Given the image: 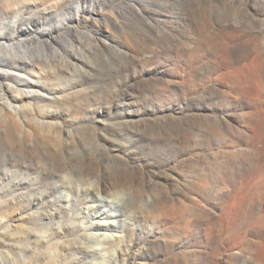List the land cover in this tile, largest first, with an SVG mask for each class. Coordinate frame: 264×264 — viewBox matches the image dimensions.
I'll return each mask as SVG.
<instances>
[{"label":"bare ground","instance_id":"6f19581e","mask_svg":"<svg viewBox=\"0 0 264 264\" xmlns=\"http://www.w3.org/2000/svg\"><path fill=\"white\" fill-rule=\"evenodd\" d=\"M38 2L58 0H0V113L17 131L18 119L32 121L25 115L32 103L59 101L49 88L51 77L58 80L56 55L73 56L75 68L88 62L68 43L48 53L52 32L73 36L76 20L68 15L30 37L7 35L27 30L25 11L10 18L15 6ZM179 2L133 0L130 16L112 17L78 5L90 27L86 50L100 37L122 67L147 58L159 86L149 85L152 97L166 103L134 122L117 119L98 134L94 151L83 150L84 161L70 154L72 139L57 152L68 162L50 174L70 169L56 186L85 194L89 209L104 217L84 234L90 242L116 251L134 239L137 254L149 252L148 261L129 264H264V0H208L228 10L206 12L211 18ZM79 107L71 116L82 120ZM104 225L111 234L102 233Z\"/></svg>","mask_w":264,"mask_h":264},{"label":"rangeland","instance_id":"374dc122","mask_svg":"<svg viewBox=\"0 0 264 264\" xmlns=\"http://www.w3.org/2000/svg\"><path fill=\"white\" fill-rule=\"evenodd\" d=\"M91 1L58 0L56 6L44 2L30 4L29 7L16 5L10 18L25 11L26 15L22 16L27 30H5L7 35L30 37L68 15L76 20L73 36L69 38L59 30L52 32L48 53L53 56L52 52L68 43L73 52L80 49L88 62L75 68L73 56L59 54L54 57L52 71L58 74V80L51 77L52 84L47 86L59 101L50 103L39 99L41 102L32 103L34 107L25 114L28 121L36 119L40 125L26 124L23 119H18L17 131L0 113V264H129V261L149 259V252L137 254L134 239L125 240L116 251L90 242L84 234L91 224L104 217H98L97 209H89L85 194L78 192L71 196L66 194L69 191L56 186L55 183L61 184L70 169L58 177L53 178L50 174L57 163L68 162L57 152L72 143V139L70 154L75 153L76 160L84 161L83 150L94 151L101 142L98 134L113 129L112 124L117 119L134 122L156 106L164 107L166 103L162 95L152 97L154 93L149 85L159 86L149 72L153 68L147 58L132 64L125 63L122 67V59L102 47L103 38L100 37L95 39L89 51L86 50L90 27L84 23L86 12H77L78 5L90 6L96 17H112L115 12L130 16L128 5L133 0ZM179 1L177 7L190 9L188 12L191 11L195 17L203 11L212 16L220 10V14L226 11L223 16L228 12L225 2L217 9L208 0H204L207 5L201 2L203 0ZM209 6L212 12L207 10ZM44 7H54V12L59 11L62 17L51 19L54 12L46 11ZM195 11L199 14L196 15ZM205 13V17H212ZM103 24V28L113 31L109 23ZM86 66L90 72L85 70ZM30 103L26 101L23 104ZM72 104L74 107L70 108ZM79 104L84 106L85 117L82 120L71 116V110L79 109ZM113 135L111 132L110 137ZM61 196L65 197L64 200ZM102 229V233H112L106 225Z\"/></svg>","mask_w":264,"mask_h":264}]
</instances>
